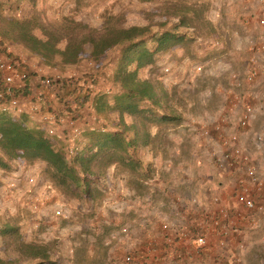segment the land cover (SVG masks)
<instances>
[{
  "label": "rangeland",
  "instance_id": "obj_1",
  "mask_svg": "<svg viewBox=\"0 0 264 264\" xmlns=\"http://www.w3.org/2000/svg\"><path fill=\"white\" fill-rule=\"evenodd\" d=\"M0 3L4 16L31 20L33 32L40 37H44L42 26L51 28L67 18L100 28L112 17L119 25L150 24L154 32L171 30L184 36L141 69L167 91L160 107L149 100L140 103L151 109L140 125V138L147 143L131 150L143 160L156 184L161 179L169 182L166 190L157 187V192H161L157 194L169 197L166 212L171 216L164 218L161 227L153 228L147 240L141 238L147 234L146 229L136 231L132 243L129 229L132 231L133 226L127 225L132 219L131 201L146 198L150 190L143 186L146 185L143 180L138 181L140 185L134 193L123 190L121 181L125 179L129 185L130 180L123 165L112 163L100 174V180L93 178L99 180L101 196L87 200L57 189L46 174V162L5 157V165L0 166V258L13 264H32L33 260H45L47 264H121L131 252L136 264H264V24L260 22L264 18V0H0ZM180 13L185 17H180ZM13 34L12 26L0 19V65L12 62L17 72L32 77L37 71L28 68H34L42 57L12 38ZM147 45L153 47L154 40L148 39ZM121 50V46L114 47L106 56L93 61L87 47L75 64L50 65L53 71L43 75L51 79L50 86L33 95L42 98L45 108L40 107L41 111L50 112L49 116L53 117L57 110L67 111L62 122L69 126L59 130L61 137L57 136L58 121L54 118L45 117V123L49 121L53 126L43 127L53 138L64 139L70 159L85 153L87 142L76 126L96 121V117L90 116L94 98L104 96L113 102L120 90L115 71ZM252 68L257 74L254 80H248ZM3 75L0 67V89L6 84ZM16 80L19 81L18 77ZM30 94L32 89L22 94L20 101ZM246 103L255 109L244 130L237 122ZM125 118L132 121L129 115ZM99 120L112 131L118 114L108 109ZM215 120L227 133L239 136L249 152L250 163L257 166L263 185L251 187L257 196L253 209L238 202L237 180L229 181L234 174L239 179L245 177L243 167L233 171L214 164L218 144L203 132ZM200 168L207 180L214 176L216 185L229 188L220 192L228 196L227 202L221 201L228 216H219L214 232L200 226H185L187 239L175 238L172 244L165 243V233L171 232L163 223L184 227L173 218L179 209L169 195L179 191L176 189L179 184H186L178 179L181 174L189 171L196 174ZM31 184L33 191L27 192ZM176 197L184 202L183 195ZM199 199L191 195L187 200L200 210ZM57 209H62L60 215ZM141 214L146 218L147 215ZM209 214L204 213L206 217ZM202 234L206 243L197 247L196 238ZM152 244L159 247L156 252L149 251ZM210 249L216 254L207 258Z\"/></svg>",
  "mask_w": 264,
  "mask_h": 264
},
{
  "label": "trees",
  "instance_id": "obj_2",
  "mask_svg": "<svg viewBox=\"0 0 264 264\" xmlns=\"http://www.w3.org/2000/svg\"><path fill=\"white\" fill-rule=\"evenodd\" d=\"M179 16L185 17L182 13ZM0 19L12 26L14 33L12 38L41 56L47 65L75 64L86 52L87 47L90 48V58L93 61L106 56L114 47H122L120 63L115 71L121 86L114 101L110 102L104 96L95 97L91 104L95 113L90 112L96 117V121L85 122L79 127L81 131L76 126L87 142L83 149L84 154L70 159L64 139L60 141L53 138L47 133V129L39 124L30 125L28 114L22 112L18 118H14L0 111V166L5 165V157H24L29 162L44 161L48 165L46 174L57 189L62 192L70 191L75 196L87 200H94L101 196V186L98 182L101 179L100 174H104L105 170L114 163L123 165L128 170L129 186L135 191L140 185L138 181L142 180L146 184L142 185L152 191L154 187L150 188V186L154 177L144 167L143 160L133 155L131 150L136 151L147 143L146 139L140 138V125L141 119L144 120L151 109L141 106L140 103L149 100L160 107L167 90L159 81H153L144 75L141 69L145 64L153 63L157 53L168 51L183 40L184 36L171 30L154 32L150 24L119 25L112 17L100 28L92 27L74 18H67L51 28L42 26L44 37H40L33 32L31 20L4 16L1 3ZM148 39L154 40L153 47L147 45ZM18 74L19 85L14 87V93L20 92L16 96L19 98L32 88L30 76L21 72ZM47 78L40 77L36 84L39 91H46L50 86L51 81L47 83ZM75 106H73L74 110ZM108 109L118 114V122L115 123V130L112 131L107 130L105 123L97 121L102 112ZM66 113L67 111L57 110V113L52 114L54 121L64 123L62 117ZM127 115L131 117V122L125 118ZM31 263L47 264L45 260H33ZM0 264L13 263L0 258Z\"/></svg>",
  "mask_w": 264,
  "mask_h": 264
},
{
  "label": "crops",
  "instance_id": "obj_3",
  "mask_svg": "<svg viewBox=\"0 0 264 264\" xmlns=\"http://www.w3.org/2000/svg\"><path fill=\"white\" fill-rule=\"evenodd\" d=\"M28 63H31V61H28ZM35 67H30L28 68V70L33 69L35 71H37V74L33 75L32 77H30V85L32 88V94L30 95H25V97L22 99V101H25V103H23V112L28 114L30 120H29V124L32 123V125H35L36 123L40 125V123L38 122H42V127L43 126H53V124H50V122L48 121V123L46 122L45 117H49L50 112L42 110L41 108H45L44 106V102L41 101V97L39 98H33V95L39 94L41 92H39V89L36 87L37 82H39V79L41 76L46 75L47 73H50L51 71H53V67L51 68L50 65H47L44 63L42 58H39V62L37 61V63H35ZM52 69V70H51ZM25 73V72H22ZM29 73V71H28ZM19 81H15L14 85L18 86ZM50 97L52 94H49ZM50 100L52 98H49ZM49 105H53L52 103H50ZM93 113H95L94 108L92 107ZM49 113V114H48ZM20 115L18 114V117ZM92 117V115H91ZM44 121V122H43ZM67 125L69 126V124H60L57 122L56 125V131H58L57 136L61 137L59 130L60 129H64L65 127H67ZM80 129V128H79ZM78 130V129H76ZM81 131V129H80ZM79 132V130H78ZM77 134V133H76ZM201 170V168H200ZM198 170L195 174V172H193V174H191L192 172H187L189 174H181V177L178 178L180 181H185L186 184H183L181 186V184H179V186H176L177 190H179L178 192L175 191L174 194L169 195L171 201L174 203V205H177L179 210H177L174 213L173 218H177L176 220L183 225L185 228V226L187 227H201V229L203 228V230H207L208 232H214L215 230H217V225H218V215L220 213V209H221V201H226L228 199V196L226 197L224 195V193H220L221 190L223 191H228L229 188L227 189H221L220 186L216 185L218 182H216L215 177H211L209 180H207V175L204 174L201 170ZM199 173V174H198ZM230 178V177H229ZM238 175H232V179L230 178V182L232 181V183H237L235 184L236 186L238 185V183L240 182L241 178L237 179ZM151 183L152 185L155 186H150V188L154 187L153 190L149 191L148 195L143 198L140 197H136L137 199H132V203H131V212H130V217L131 222L129 224H127L128 226H133L132 227V231L130 230V233H132L131 235V242L133 243L134 240V233L136 231H140L141 228L146 229L147 234L145 236H141V238L143 240H147L149 234L151 233L152 229H157L160 224L163 222L164 218L170 217L171 215L168 214L166 212V208L169 207V197H165L163 195L157 194V193H161V192H157L158 188L156 189V187H159V190L161 191V189L166 190L169 187V182H165L164 179L159 180V183L156 184V180L155 179H151ZM196 181V183H195ZM121 184V187L123 188V190H129L132 193L135 192V189L131 186L128 185V183H126V180L123 179ZM190 182H193V184H190ZM199 182V184L197 183ZM180 183V182H179ZM157 185V186H156ZM175 187V186H174ZM217 192V193H216ZM166 194H168V190L166 191ZM183 195L184 197V202H179L177 200V197L175 198L176 195ZM191 195H197L200 199V204L199 207L200 210H198V208H195V206H193L189 200ZM222 196L220 201H216L215 197L216 196ZM124 197H121L120 199H123ZM129 203V202H127ZM166 205L165 207H161V205ZM204 209H206V212H204ZM207 211L210 213L209 215H204V213H207ZM141 212L146 216V218L143 219V215L141 214ZM170 215V216H169ZM157 226V227H156ZM127 227V226H126ZM161 227V226H160ZM215 229V230H214ZM165 232V231H164ZM169 233V232H168ZM167 235V236H166ZM165 243L168 244H172L175 240V238H177L175 235L173 236L171 233H169V235L167 233H165ZM140 238V239H141ZM157 247V245H151L148 249L151 252H156V249H159V247ZM170 248V247H169ZM212 248V247H211ZM168 249V248H167ZM215 249V248H214ZM210 256H207V258H210L211 256H213L214 254H216V251L213 249H210V251L208 252Z\"/></svg>",
  "mask_w": 264,
  "mask_h": 264
},
{
  "label": "built area",
  "instance_id": "obj_4",
  "mask_svg": "<svg viewBox=\"0 0 264 264\" xmlns=\"http://www.w3.org/2000/svg\"><path fill=\"white\" fill-rule=\"evenodd\" d=\"M261 24H264V18L260 20ZM1 70L3 71V78L6 82L4 88L0 89V111L6 112L10 115L21 114L23 112V103L21 99L14 96V83L16 77L19 76L15 66L12 62H2ZM257 70L252 68L248 74V80H254ZM50 78L46 79L47 83H50ZM245 112L238 119L237 125L241 126L244 130L247 129L251 114L255 108L250 103L245 104ZM54 117L49 116V119ZM204 134L208 136L209 139L214 140L218 147L214 150V164L219 169L231 168V170H236L237 167H243L245 177H241L240 182L238 183V188L236 189V198L240 204H243L249 209H253L257 205V196L254 194V191L251 187L256 185L262 188V181L258 177L257 166L250 163V155L248 150L240 143L239 136L237 134H229L225 130L221 123L218 120L213 121V125L209 127H204ZM249 176V177H248ZM248 178V181H246ZM34 181V178L29 179ZM246 181V182H245ZM248 182V184H246ZM251 183V185H249ZM32 185H29L27 192H32ZM51 186V185H50ZM215 200L218 202L221 200L220 196H216ZM57 214L62 213V209L56 210ZM227 209L223 207L220 209L218 217L222 215L228 216ZM163 227L170 230L172 234H175L179 239H187L188 232L173 223L165 222ZM206 243V237L202 234L196 238L197 247H202ZM169 249V248H168ZM135 256L133 253L129 252L121 261V264H136Z\"/></svg>",
  "mask_w": 264,
  "mask_h": 264
}]
</instances>
